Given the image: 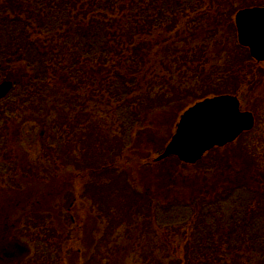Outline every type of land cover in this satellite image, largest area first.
<instances>
[{"label": "trees", "instance_id": "16d2710c", "mask_svg": "<svg viewBox=\"0 0 264 264\" xmlns=\"http://www.w3.org/2000/svg\"><path fill=\"white\" fill-rule=\"evenodd\" d=\"M248 7H264V0H0V82L14 83L0 100V145L8 153L0 161V189L18 200L11 211L4 201L0 205V264H23L15 257L29 242L26 237L33 244L24 259L53 252L55 236L65 238L66 222L44 231V215L52 214L38 211L32 199L40 195L29 188L52 184L63 172L54 158L62 162L68 156L61 148L65 135L88 129L99 149L95 132L106 138L102 119L118 123L120 163L99 168L93 161L72 162L83 169L76 178L88 187L77 189L88 209L77 224L80 245L97 239L95 231L102 229L104 212L93 205L106 189L108 226L134 227L121 248L128 253L126 264L139 252L140 264H264V133L259 139L255 131L259 150L237 149L233 156L228 145L196 165L175 157L154 162L168 142L143 133L162 113L170 111V119L178 120L209 97L234 95L248 106L246 92L264 78V66L237 42L233 17ZM28 133L42 151L36 165L25 166L8 144L21 145ZM44 133L53 134L52 143L45 142ZM127 155L137 158V180ZM199 165L204 173L189 174ZM103 174L104 180H87ZM117 183L125 196L120 184L110 190ZM67 213L61 216L69 222ZM32 216L42 219H35L34 229L47 232L45 239L31 229L29 236L23 233ZM88 230L95 237L85 236Z\"/></svg>", "mask_w": 264, "mask_h": 264}, {"label": "rangeland", "instance_id": "374dc122", "mask_svg": "<svg viewBox=\"0 0 264 264\" xmlns=\"http://www.w3.org/2000/svg\"><path fill=\"white\" fill-rule=\"evenodd\" d=\"M236 14L233 17L234 21ZM254 75L259 76L257 73H254ZM245 101L246 103H248V106H246L244 102L243 103L241 102L243 108L242 110L244 111L247 110L255 114L256 128L252 131L253 133L249 132L247 134H244L236 142L231 144V146H233L231 150H235L233 156L237 153L236 152L237 149L253 150L254 147H256L258 150L261 149L258 148L259 146H254V144L258 142L256 138L257 135L255 136L256 134L255 131L260 133L259 139L263 137V133H264V78L260 77V80L249 88L248 92H246ZM255 106L257 108H254ZM255 111L260 113L257 114V112ZM53 114L54 117L57 116L58 119V111L55 110ZM170 114H171L170 111L166 114L162 113V116L158 117L157 121L155 119L153 120L154 124H150L149 122L148 126L145 127L143 131L144 135L148 138L150 136L153 137L154 142L162 141L163 145L166 144L169 141L170 136L174 133L175 126L178 122V120L176 119H170L171 117ZM258 115H259V119H258ZM151 118L153 119V116H151ZM164 120L165 123L163 122ZM102 121H103L102 124L104 125V133H105L104 136H106V138H103L102 131L95 132L101 138H103V139L100 138L99 139L100 142L97 143V145L100 146L99 149L96 148V145L92 140L93 134L88 129H84V131L81 134H72V135L68 134V136L65 135V139L61 140L63 141L61 148L63 150H67L68 156L63 157L65 159L62 158V162H60L61 159L54 158L55 160L54 164L57 171H58V167H57L58 165L60 167L59 170H63V172L62 173L58 172L57 174H55L54 183L49 184L47 186L40 184V188H42V189L39 188L40 191L38 190L36 184H34L33 189L31 187L29 188L30 192L35 191L37 195L38 194L40 195L32 199V201L35 202V206L36 208H38V211L49 210L52 214L51 216L44 215V218L48 220L45 224H42L44 225L45 228L44 231H46V228H48L49 224L52 226V228L55 229L58 227L59 223H62L63 221L66 222L63 224V226H66L65 228H67V235H65V238H63L62 241H59V238L57 236H55V239L52 242H51V238L49 239L50 242L55 245V247L51 248L53 252L45 253V254L43 253L33 257L29 256L28 258L24 259L23 255H25L27 251L29 252L28 246L33 244V242H30V240L26 237V240H28L30 243L26 242L25 245L23 246V249L19 247V249H22V251L21 252L19 251L18 253L19 256L15 257V259L22 261L23 264H126L128 253H126V255L122 253L121 248L126 243L131 241L134 227L131 226L128 230H125V228L117 226L115 223H112L111 227L108 226L109 222L106 223L107 211H108L106 199H109L111 194L106 189L102 190L100 196L97 195L98 196L97 198L100 199V203L94 198L95 201H97V203L93 205V210H95L96 212H101V211L104 212L103 214L104 224L100 225V228L102 229L95 231V234L98 237H95L93 235L92 230H88L85 233V236L91 234V236H94L97 239L85 240L81 243V245L79 244L78 241L79 229L77 224H79L81 216H83L85 212L87 213L88 209L86 208L87 203L85 201L84 194L82 196L78 195L77 189L81 188L82 190V188H84L85 186V190H88V187L86 186L87 185L86 181H82L81 178H76V175L83 173L78 171L83 169H75L71 167L72 162L75 160L78 161V163H83V162L85 163L84 160L93 161L97 163L96 164L97 167L100 168L106 164L109 165L111 163H115L119 161V155H120L119 153L122 150V146L120 145L121 143L118 134L119 133L118 123L116 122V120L112 119L109 122L106 120L105 123L103 119ZM52 137L53 134L48 135L47 133H44L43 135V139H45L46 143H52L51 142L53 140ZM8 146L10 150L11 149L14 150L13 152H15L16 156H18V159L20 158L25 162V166H27L29 163L32 165H36V163H33L35 160H37L36 157L39 158L41 157L40 153L42 151V148L40 146V142L38 139L34 138L32 133L23 135L21 145H19L16 142L13 143L12 146L10 144H8ZM3 147L4 145H0L1 162L7 160V158L4 155L8 154L7 152H2ZM83 149L90 150L91 152L83 151ZM71 150L73 151L72 156L69 154ZM81 152L82 155L84 154L85 156L83 158L81 157L77 158V153H81ZM60 153H62V150ZM124 159H126L128 162L129 161L133 162L131 168L132 171H130L129 173L130 175H132V178L134 180L139 179V174L136 166L137 158L134 157L133 159L131 155H127L124 157ZM43 160L44 159H42V161ZM190 169L191 170H189V174H193V172H197L198 175L199 173H204L205 166L199 165L196 166L195 168H190ZM11 170L12 168L9 167V171ZM183 172L186 173V171ZM9 173L10 175H14V173L12 172ZM106 176L108 175L107 174H103L100 176L98 175L95 176V178L90 177L87 180L91 181V179L94 180L96 179L98 181H101L106 179L107 178ZM148 178L149 176L145 178L142 177V179L146 181L148 180ZM13 181L14 180H11L9 184L12 183ZM119 184L120 183L111 185L110 190H112V188L117 189V185ZM120 185L122 186V184ZM123 188L124 186H122V191H123L122 195L125 196L126 191L125 189L123 190ZM10 189L11 187L8 188V191ZM48 192L52 193L54 195V198H50V199L42 198L45 197ZM93 193H96V191ZM114 195L118 196L116 191L115 194L113 193V196ZM16 198L17 197H14L12 195H7L6 190L2 188L0 189V205L1 203L3 204L4 201L8 211H11L10 205L18 202V200H14ZM64 210L65 212L70 210V212L67 213L68 218L70 221L72 220L71 217L75 219L74 225H72V222L70 221L69 222L65 221V218L61 216ZM114 211L116 212V215L118 217L119 216L122 217L121 215L122 211H120L119 213L116 210ZM35 219L40 222L42 221L41 218L32 216V220L30 219L28 220L29 226L27 228L22 226L23 228L21 229L23 230V233L26 234L27 236H29V229H31V233H37L38 236H40L39 238L45 239L47 237V232L44 233V231L42 232L41 230L35 231L36 229L34 228L37 226ZM86 223L88 224L87 221ZM15 252L17 253L16 250ZM140 253L141 252L133 256L130 255L128 264H140L139 261L144 258V256L141 255L142 253L141 254ZM109 256H114V257L109 259Z\"/></svg>", "mask_w": 264, "mask_h": 264}, {"label": "water", "instance_id": "95a60500", "mask_svg": "<svg viewBox=\"0 0 264 264\" xmlns=\"http://www.w3.org/2000/svg\"><path fill=\"white\" fill-rule=\"evenodd\" d=\"M235 25L239 45L247 48L255 61L264 63V7L240 10ZM13 86L11 81L0 83V100ZM254 126L253 114L241 111L237 97L222 95L205 99L181 115L175 134L156 162L174 156L185 164H196L213 148L234 142Z\"/></svg>", "mask_w": 264, "mask_h": 264}, {"label": "flooded vegetation", "instance_id": "af4514ba", "mask_svg": "<svg viewBox=\"0 0 264 264\" xmlns=\"http://www.w3.org/2000/svg\"><path fill=\"white\" fill-rule=\"evenodd\" d=\"M21 251H22V250H21ZM21 251H20V252H21Z\"/></svg>", "mask_w": 264, "mask_h": 264}, {"label": "bare ground", "instance_id": "6f19581e", "mask_svg": "<svg viewBox=\"0 0 264 264\" xmlns=\"http://www.w3.org/2000/svg\"><path fill=\"white\" fill-rule=\"evenodd\" d=\"M230 145V144H229Z\"/></svg>", "mask_w": 264, "mask_h": 264}]
</instances>
